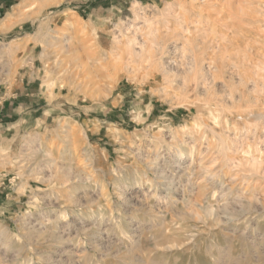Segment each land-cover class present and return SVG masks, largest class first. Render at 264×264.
Segmentation results:
<instances>
[{"label":"rangeland","instance_id":"1","mask_svg":"<svg viewBox=\"0 0 264 264\" xmlns=\"http://www.w3.org/2000/svg\"><path fill=\"white\" fill-rule=\"evenodd\" d=\"M0 133V264H264V0H0Z\"/></svg>","mask_w":264,"mask_h":264},{"label":"bare ground","instance_id":"2","mask_svg":"<svg viewBox=\"0 0 264 264\" xmlns=\"http://www.w3.org/2000/svg\"><path fill=\"white\" fill-rule=\"evenodd\" d=\"M197 7V6H196ZM182 10H184V9H182ZM197 10V9H196ZM185 11V10H184ZM183 11V12H184ZM194 11V10H193ZM192 11V12H193ZM182 12V13H183ZM194 13H195V11L193 12V15H194ZM184 14V15H183ZM183 14H181V18H179L180 20H178V22L174 25V28H172V26L170 25V21L168 20V19H166V18H162V19H164L163 21V23H161L162 22V19L160 20V21H153V24H154V22H155V25H153V28H151L149 31L151 32V33H153V31L155 32V31H159L162 27V29L165 31V33L167 34L168 32H169V34L171 33V32H175L176 33V35L178 34V35H180V32L182 33L183 31L182 30H188L187 29V24H188V22H187V20L189 19V18H191L192 20H190L189 22L191 23V22H198L199 20H197V19H195L196 17L195 16H198V17H200V19H201V17H202V15H199V12L197 11V15H195L194 16V18L192 17V16H190V12L187 14V15H185L186 13H183ZM200 14H201V12H200ZM190 16V17H189ZM197 17V18H198ZM150 24V23H149ZM152 24V23H151ZM161 24H162V27H161ZM63 27H65V28H69L70 30H72V32L74 33V34H78L80 31H81V28H80V26H79V24H78V22L77 21H75V19L74 18H72V17H70V16H67L65 19H64V21H63ZM151 27V26H150ZM149 28V27H148ZM136 31H134V33H133V36H131V37H127V39H126V44H124V43H122L121 44V42H120V40H116V42H118V43H116L115 41V43L117 44V46L119 45V42H120V44L121 45H125V47H123V46H116L117 47V50L119 51V50H121V52L123 51L125 54L124 55H119L120 57H116V55L114 56L113 55V58H115L116 59V61H117V63H114V65H117V67L118 68H123V66L125 67V68H127L126 70L128 71L130 68H133V67H130V64H131V62H134V58L131 56V55H133L134 54V56L135 55H139L138 56V58L140 57V55H141V60H140V62L141 61H155L154 60V54L151 52V49H152V47H153V43L152 44H150L151 42L150 41H152V40H150L148 43L150 44V45H152L149 49L148 48H146V46H145V44H146V40L145 39H143V40H139L138 39V37H137V34L135 33ZM165 33H163V34H165ZM153 34H155V33H153ZM153 34H151V36L153 35ZM172 34V33H171ZM148 35H150L149 33H148ZM154 36V35H153ZM164 35H162V37H163ZM183 36V35H182ZM121 37V36H120ZM159 37V36H158ZM162 37H159L160 38V40L161 39H163ZM158 38V39H159ZM148 40V39H147ZM164 41L166 40V36H165V39H163ZM159 41V40H158ZM164 41H162V42H159V43H157L158 44V46H157V48L156 49H158L157 51H159V55L157 56L158 58L156 59V62L159 64V66H160V68H161V70L163 71V72H165V74L167 73H169V72H171L172 71V66H171V64H174V60L173 61H171V63L169 62V61H167V59H164L163 58V54H165L167 51H165L166 49H165V42ZM155 43V42H154ZM148 44V45H149ZM156 44V43H155ZM134 45H136V46H134ZM147 45V44H146ZM148 45H147V47H148ZM133 46V47H132ZM121 47H123V48H121ZM174 48V47H173ZM115 49V48H114ZM113 49V50H114ZM156 49L154 48L152 51L154 52V50L156 51ZM146 52L148 53L149 52V54L146 56L145 54H146ZM165 52V53H164ZM88 53V52H87ZM90 53V52H89ZM114 54H115V52H113ZM119 53V52H118ZM145 53V54H144ZM91 54V53H90ZM89 54V55H90ZM94 55H95V53H93ZM116 54H117V52H116ZM144 54V55H143ZM91 56H93V55H91ZM199 56V55H198ZM95 57V56H94ZM196 57V58H195ZM194 57V64H193V68L195 69L194 70V72L195 71H198L199 70V72H198V74H196V73H194V74H196V75H199V73H202L203 74V71H201V68H200V62L202 61L201 60V58L202 57H200V58H197V56H195ZM140 59V58H139ZM203 59V58H202ZM210 60V59H209ZM203 61H205V59L203 60ZM114 62H115V60H114ZM139 62V63H140ZM130 63V64H129ZM135 63V62H134ZM137 63V62H136ZM138 63V64H139ZM141 64V63H140ZM150 64V63H149ZM177 65L179 64V63H176ZM176 64H174V65H176ZM190 64V63H189ZM99 65V64H98ZM104 65V64H103ZM113 65V66H114ZM151 65V64H150ZM60 66V65H59ZM64 66H65V64H64ZM100 66V65H99ZM101 66H102V64H101ZM139 66V65H138ZM137 66V67H138ZM61 67V66H60ZM70 67V66H69ZM72 67H73V74H74V76H77L78 74H77V68L78 67H80V66H78V64H73L72 65ZM116 67V66H115ZM136 67V66H135ZM98 68V67H97ZM61 69V68H60ZM65 69V68H64ZM66 69H68V68H66ZM70 69V68H69ZM99 69V68H98ZM197 69V70H196ZM63 70V69H62ZM71 70V69H70ZM66 71V70H65ZM131 71V70H130ZM130 71H128V72H130ZM133 71V70H132ZM193 71V70H192ZM201 71V72H200ZM104 71H101V73H103ZM107 73V72H106ZM105 73V74H106ZM96 74H97V72H96ZM102 75V74H101ZM100 75V76H101ZM103 76L105 77V75L103 74ZM102 77V76H101ZM195 77V76H194ZM200 77H202V75H200ZM92 80V79H91ZM96 82V81H95ZM256 99V98H255ZM64 124V123H63ZM66 125V124H65ZM65 125H63V126H65ZM68 125V124H67ZM69 126H71V125H69ZM67 127V126H66ZM68 128V127H67ZM72 128V127H71ZM65 131H67V132H70V135L71 134H73V133H75L74 131H73V133H71V130H69V129H67V130H65ZM66 132V133H67ZM68 134V133H67ZM73 138V137H72ZM71 139V138H70ZM75 138H73V139H71V140H73V141H71L72 142V144H74L75 142H76V139L74 140ZM77 143V142H76ZM76 143L73 145L74 147V149L76 148ZM186 144H188V143H186ZM156 148V147H155ZM193 149V148H192ZM186 150V149H185ZM192 151V150H191ZM184 152H183V150H181V149H176V153H175V156H176V158H182V157H184ZM58 177V176H57Z\"/></svg>","mask_w":264,"mask_h":264},{"label":"crops","instance_id":"3","mask_svg":"<svg viewBox=\"0 0 264 264\" xmlns=\"http://www.w3.org/2000/svg\"><path fill=\"white\" fill-rule=\"evenodd\" d=\"M1 119H3V118H1ZM12 125V124H11ZM0 136H2V134L0 133Z\"/></svg>","mask_w":264,"mask_h":264}]
</instances>
